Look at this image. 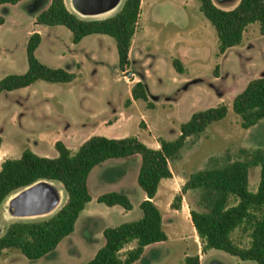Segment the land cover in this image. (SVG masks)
<instances>
[{"label":"rangeland","instance_id":"1","mask_svg":"<svg viewBox=\"0 0 264 264\" xmlns=\"http://www.w3.org/2000/svg\"><path fill=\"white\" fill-rule=\"evenodd\" d=\"M50 2L22 0L0 6V15L5 18L4 24L0 25V80L6 75L23 74L28 70L27 44L34 32L42 35L36 50L37 58L77 76L71 82L39 80L30 86L1 93L0 136L3 144L0 164L7 156L20 157L26 148L38 155L56 158L59 155L56 141L61 140L76 151L92 135L136 136L152 147L159 145L160 137L176 139L181 125L194 112L220 103L228 106L226 117L192 135L171 160L176 178L188 179L197 169L221 167L228 161L243 158L242 150L264 148V119L245 129L241 125V116L233 108L235 96L245 89L248 81L264 76V35L258 22L247 27L240 45L220 55L216 30L201 11L200 0H142L130 65L122 71L116 43L111 36L91 34L74 43L72 32L66 26L39 23L37 15ZM214 2L223 9H232L240 0ZM66 3L73 10L70 0ZM105 18L108 17L98 19ZM175 58L183 62L185 73L175 69ZM136 80L146 84L153 107L132 98L131 89ZM128 100L131 102L127 103ZM141 122L145 123L143 127ZM141 163V155L136 154L97 165L88 180L94 200L80 215L75 231L64 238L55 251L40 259L30 260L17 249H6L0 256V264L89 262L105 245L106 238L101 231L104 226L114 227L143 216L140 202L145 192L138 183ZM123 171L128 173L125 187L129 190L124 189L133 203L131 210L110 207L97 200L98 195L122 189L117 177L122 176ZM260 179L261 168L250 169L252 191L257 190ZM55 184L61 188L59 183ZM184 198L188 207L178 213L170 210L173 208L167 205L165 196L158 198L163 227L169 239L148 245L142 257L133 264H187L186 254L197 255L203 244L200 238L195 241L189 212L192 208H204L199 205V194L188 192ZM65 200L64 193L62 205ZM55 212L28 219L47 218ZM94 215L98 218L92 219ZM11 221H5L2 213L0 235ZM100 237L103 238L98 240ZM232 237L242 246L250 244L249 233L242 228L236 229ZM125 252L123 250L121 254ZM201 264L258 263L242 260L223 250L209 249L202 254Z\"/></svg>","mask_w":264,"mask_h":264},{"label":"trees","instance_id":"2","mask_svg":"<svg viewBox=\"0 0 264 264\" xmlns=\"http://www.w3.org/2000/svg\"><path fill=\"white\" fill-rule=\"evenodd\" d=\"M22 0H0L4 4H17ZM142 0H123L119 11L105 19H86L71 10L66 0H51L48 7L37 15L39 23L64 25L72 32L74 43L91 34H106L114 38L119 67L126 71L130 65V51L141 15ZM200 9L216 30L218 53L240 45L247 27L259 23L264 35V0H240L232 9L219 7L214 0H200ZM5 18L0 15V25ZM42 42L38 32L31 34L27 44L28 70L23 74H9L0 80V95L32 85L36 81L71 82L77 74L62 67H51L36 56ZM179 73H185L180 59H173ZM132 98L143 100L153 107L144 82L137 81L131 89ZM128 100L127 103H130ZM234 111L242 118V127L251 128L264 119V76L248 81L245 89L233 100ZM228 106L220 103L215 107L194 112L181 125V132L174 140L159 138V148L150 147L136 136L123 138L92 135L76 151L63 141L55 146L58 157L49 158L26 148L18 158H6L0 168V219L7 198L39 181L49 180L61 185L66 200L55 214L42 219H23L9 222L0 235V256L6 249H17L30 260L40 259L56 250L64 238L74 232L76 223L87 203L92 200L88 187L91 171L99 164L116 158L141 155L142 163L138 183L147 195L140 207L143 216L104 229L105 245L86 264H133L138 261L145 247L168 240L163 227V216L154 202L163 179L173 177L171 160L178 155L187 140L205 130L211 123L226 117ZM141 122V126H144ZM3 138L0 136V148ZM243 158L228 161L221 167L197 169L188 177L176 195L171 208L181 209L183 195L199 194V205L204 209L190 210L191 220L202 242V253L209 249L223 250L242 260H254L264 264V148L242 150ZM261 168V179L256 191L249 187L250 169ZM108 206L120 205L126 210L133 208L129 196L122 191H110L98 197ZM242 228L250 236L249 246L236 243L233 232ZM136 245L122 251L130 243ZM187 264H200L199 255L186 256Z\"/></svg>","mask_w":264,"mask_h":264},{"label":"water","instance_id":"3","mask_svg":"<svg viewBox=\"0 0 264 264\" xmlns=\"http://www.w3.org/2000/svg\"><path fill=\"white\" fill-rule=\"evenodd\" d=\"M105 1L106 0H76V2L85 9H89V7L93 5L102 4ZM44 181L49 180H39L13 193H20L11 203L14 215L18 217V219L15 220H23L25 219L24 217L27 216L46 214L56 207V198L54 199L51 194V196L48 194V191L44 187Z\"/></svg>","mask_w":264,"mask_h":264},{"label":"bare ground","instance_id":"4","mask_svg":"<svg viewBox=\"0 0 264 264\" xmlns=\"http://www.w3.org/2000/svg\"><path fill=\"white\" fill-rule=\"evenodd\" d=\"M123 3V0H106L102 4H97L89 7V9H85L79 5L76 0H70L71 7L73 11L78 14L82 18L86 19H98V18H104V17H110L112 15H115L119 9L121 8ZM44 187L48 191V194L52 195L54 199L56 198V207L50 211L49 213L42 214V215H37V216H27L24 217L25 219L28 218H36V217H42V216H47L52 213H54L63 203L64 201V191L57 187L55 182L53 181H44ZM18 194H12L9 198L4 203V211H3V218L5 221H10V220H15L18 219L14 215L11 203L13 199L18 196ZM50 195V196H51Z\"/></svg>","mask_w":264,"mask_h":264},{"label":"crops","instance_id":"5","mask_svg":"<svg viewBox=\"0 0 264 264\" xmlns=\"http://www.w3.org/2000/svg\"><path fill=\"white\" fill-rule=\"evenodd\" d=\"M186 68V67H185ZM137 81V80H136ZM246 87V86H245ZM3 144V143H2ZM151 147V146H150ZM153 148H159L160 147V144L159 145H154V146H152ZM1 148H2V146H1ZM0 148V152H2V149ZM9 156H7V158H8ZM131 157V156H130ZM0 166H1V164H0ZM173 171V170H172ZM92 172V171H91ZM125 171H123V173H122V176H120V177H117V179L119 180V182H120V187L122 188V189H120L119 191H122V192H127L126 191V189L127 190H129L128 188H126L125 186V181H126V177H127V175H128V173L126 172V173H124ZM91 174V173H90ZM90 176V175H89ZM176 175H175V173H174V171H173V177H171V178H167V179H163L162 181H161V183H160V186H159V189H158V192H157V194H156V196L154 197V202L156 203V205L158 206V204H157V202H158V198L159 197H161V196H165V199H166V202H167V205L169 206H171V203L173 202V200H174V198H175V196L176 195H178V194H180V191H181V186H183L184 185V183L187 181V178H185V177H183V178H180L179 180L176 178ZM88 180H89V178H88ZM178 186V187H177ZM124 188H126V189H124ZM102 195V194H101ZM92 196V195H91ZM100 195H98V197H99ZM98 197H97V200H98ZM147 198V195H146V193H145V195H144V197H143V199L141 200V202L144 200V199H146ZM93 200H94V197L92 196V200L89 202V203H87V205H86V207L84 208V210L81 212V214L87 209V207H88V205L90 204V203H92L93 202ZM141 202H140V204H141ZM116 206H120V205H115V206H113V207H116ZM188 207V203H186V200H185V198H184V195H183V201H182V207H181V209H170L171 211H173V212H175V213H178V212H182L184 209H185V207ZM110 207H112V206H110ZM120 207H122V206H120ZM159 207V206H158ZM104 210H106V208L104 209ZM190 213V212H189ZM80 214V215H81ZM185 214H186V216H187V212L185 211ZM80 217V216H79ZM98 218V216H92V219H97ZM79 219V218H78ZM190 221H192V220H190ZM76 228V227H75ZM105 228H107V226L105 227H103V230H101L102 231V233H104V229ZM75 231V230H74ZM194 232L196 233V235H195V241L197 242L198 241V239H199V237H198V235H197V232H196V230H195V227H194ZM167 233V232H166ZM101 238H103V237H100V238H98V240H100ZM168 239H169V236H168ZM136 245V241H134V242H132V243H130L128 246H126V248L124 249V250H129V249H131V248H133L134 246ZM151 245V244H150ZM59 246V245H58ZM147 247V246H146ZM145 247V248H146ZM200 252H202V247L198 250V253H197V255H199L200 256V258L202 257V254L203 253H201L200 254ZM186 256H188L187 254L185 255V258H186ZM201 264V263H200Z\"/></svg>","mask_w":264,"mask_h":264}]
</instances>
